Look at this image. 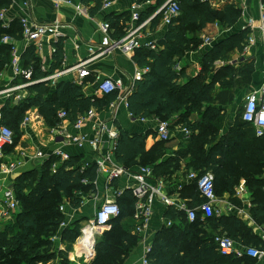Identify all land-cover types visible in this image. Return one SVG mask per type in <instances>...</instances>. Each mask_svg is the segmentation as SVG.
I'll return each instance as SVG.
<instances>
[{"label":"trees","instance_id":"16d2710c","mask_svg":"<svg viewBox=\"0 0 264 264\" xmlns=\"http://www.w3.org/2000/svg\"><path fill=\"white\" fill-rule=\"evenodd\" d=\"M96 1L98 9L101 3L100 0ZM154 1L155 4L141 12V20L151 16L167 0ZM180 4L179 16L168 26L166 36L158 43L162 47L158 50L140 48L134 54L138 66L149 67V71L136 81L134 90L128 95V110L134 118L155 116L163 120L180 113L181 118L177 123H183L194 132L198 130V133L168 154L169 148L161 140L147 149L146 140L153 134L151 130L133 134L121 129L114 149L115 157L120 164L133 170L138 166H152L156 178L170 177L180 161L189 157L188 169L192 167L201 173L208 170L214 172L217 195L232 193L241 177L260 190L264 188V180L259 177L264 172V135L256 136L253 125L243 120L242 111L229 131L221 134L225 105L233 103V96L229 92L236 84L250 81L248 77L253 72V64L244 69L227 65L212 73L216 60L227 59L234 50L244 49L243 43L250 30L245 29L218 43L205 55L202 70L195 76H187V83H179L180 78L185 76L184 66L179 60L199 47L202 42L198 37L200 31L215 22L232 27L240 20L243 11L235 5L234 0H228L220 8L203 0H180ZM9 6V0H0L1 8ZM123 19V15L107 17L108 23L119 33ZM159 21L158 15L152 24L156 25ZM5 34L22 40L20 21L15 20L7 28L0 21V84L1 73L12 57V46L1 42ZM58 43L54 63L48 70H43L35 47L29 46L22 54V65L25 68L33 67L32 80H42L60 67L63 51ZM177 64L181 65L179 71L175 69ZM238 74L243 75L235 82ZM217 82H220V89L216 93ZM28 92L27 97L18 103L12 98L6 99L1 109L0 124L13 130L15 146L24 134L20 126L26 112L34 106L39 108L49 127H57L61 122L58 115L61 110H65L68 118L74 122L91 108L102 111L118 98L117 92L102 97L88 96L84 94L81 84L64 80L55 86H51L49 80L39 81L30 85ZM193 113L199 115V121L189 120ZM14 145L7 151L12 152ZM53 160L43 164L41 174L25 171L14 179V190L21 210L0 230V264H38L55 258L51 237L58 232L66 218L61 210L64 197L72 208H79L82 204L79 193L96 190V163L82 168L77 158L72 156L59 163L53 171ZM259 192H255L259 205L257 210L263 214L264 221V195ZM180 195L193 200L195 204L201 201L195 182L182 187ZM118 201L121 213L111 220L112 228L97 240L96 258L90 264H125L139 243L140 236L133 232L136 225L132 218L136 198L128 190ZM166 217L173 220V225L163 226L157 232L149 255L152 264H255V259L227 257L217 251L214 236L226 231L238 242L258 246V237L251 234L238 218L212 215L202 219L199 215L194 222H189L185 213L174 207H168ZM219 228L223 231H218ZM79 235L80 223L75 222L63 231L62 238L74 243ZM64 259L63 264H68L66 257Z\"/></svg>","mask_w":264,"mask_h":264},{"label":"crops","instance_id":"0c3cea01","mask_svg":"<svg viewBox=\"0 0 264 264\" xmlns=\"http://www.w3.org/2000/svg\"><path fill=\"white\" fill-rule=\"evenodd\" d=\"M9 1L10 6L4 9L6 10V18L8 19L10 24L15 20L19 21L21 17L26 16L43 23H53L55 22V20H57L63 26L61 28V39L58 43L63 51V60L60 64V67L55 72L67 67H71L79 61L86 60L90 56H92L90 53V48L93 47V49L95 50V47H98L101 44L103 38L101 24L104 22H109L107 21V17H109L110 15H123L125 17V19L121 20L120 22V26L122 27L120 33L110 25L111 38L119 39L125 36L128 25L133 23L132 5L134 3L139 2L140 4H142L140 12L147 9L148 6L156 3L154 0H117L109 8H104L101 4L100 8L97 9L96 0H88L87 2H85V0H70V2L62 0L59 5L56 4L55 0ZM236 1L238 0H234V2ZM243 1L244 8L242 7V11L244 12L242 14V17L238 21L239 28L237 30L231 33L228 32V30H224V32L220 31L218 30V23L215 22L209 24L206 28L200 31L199 37L202 43L197 49L187 52L186 55L181 60H179L181 61L180 64L184 66L185 73V76L180 78L179 83L185 84L189 81V77L187 76L191 77L198 74L203 68L205 55L210 52L218 43L224 41L234 34H238L241 31L245 30L243 29V26L248 25L250 18H253L255 20V25L259 24V5L261 1L256 0L255 4L251 3V5H247L245 0ZM227 2L228 0H225L221 6H225ZM213 7L220 8L218 6ZM80 8L87 9L88 14L80 12ZM211 29L217 31L218 34L221 33V35H219L218 38H216L215 36L211 37ZM247 29L250 30V35L252 29ZM167 30L168 26L164 24L160 18V21L156 23V25L151 24L140 34L139 40L142 42V47L140 48H149L146 45V43L148 42H155L158 44L159 41L166 36ZM203 36L211 37L210 42L212 43H207ZM255 36L257 39L256 44L250 47H246L247 37L243 43L244 49L242 51L236 49L231 53V56L229 58L218 59L214 62L213 65L214 72L212 73L215 74L217 70H219L220 68H224L227 65H231L234 68L244 69L245 66L248 68L249 64H253V72L248 77L250 81L248 83H243L242 85L236 84L235 87L230 90L231 92H229V94H232L233 96V102L239 101V103H242V105H244L245 103V95L250 91L258 90L259 88H261L264 81V39L259 30L255 31ZM16 40L17 42H19L18 47L23 54L26 50L25 48H28L29 46L26 47L24 42H21V40L18 39ZM158 45L159 48L162 47L160 44ZM35 51L43 70H48L54 63V52L52 51V48L48 44H44L43 50H36L35 47ZM136 51L133 53H126L123 50L116 49L108 55L97 57L95 60L91 61L88 64L92 72L89 77L81 80L78 78V75L75 72L71 71L61 77H58L57 80H49L50 85L55 86L57 82H60L62 80L66 82L73 81L78 84H80L81 82L84 94L88 96L102 97L103 94L97 92L96 90L98 81L103 78L122 80L125 86H130L133 83L136 84L137 74L142 69L138 66L133 58ZM242 75L238 74L235 77L234 81L236 82V79L241 77ZM20 82H22V79L15 76L14 70L9 63L1 73L0 90L18 84ZM219 89L220 82H217L215 92L217 93ZM26 91H28V88L26 90H21L20 92H15V95L18 93L19 95H22V93H24L25 95ZM1 98L2 96L0 97V100ZM115 101H117V103L114 108L108 105L102 111L97 110L96 117L88 120L81 129V132L89 136V138H94L97 136L99 123L105 122L108 123L109 127H112L118 132L121 129H124L125 131L136 134L145 133L151 130L153 134L149 135L146 140L147 149L151 148L157 141H159L156 135V125L154 121V119L156 118L155 116L147 117L145 121L140 120V118H132L130 116L128 107L125 106L124 103L119 101L118 98ZM27 114L32 117V122L24 133V143L23 145L19 144V146H16L17 148L13 150V154L17 155V152L21 148L24 149L26 152V157L23 160L24 164L22 169L20 170V172L14 175V178H16L22 172L31 170L41 174L43 164H45V162L47 161H50L52 158L54 159L51 165V169L53 171H55L59 163L69 160L72 156H75L77 158V161L79 165H82V168L89 167L90 164L96 163V160L101 155H103L104 157L109 156L110 164H120L117 161L114 153V149L116 147L118 139H110L106 134H104L101 137L102 141L100 142L98 149L93 148L89 143H86L82 147L75 144H68L61 136L57 134V132H55V130H57V128L60 127L59 125L62 124L61 127L63 126V128H66V130L70 134H75L76 131L70 118L61 121L57 127H49L44 117L40 114L39 108L37 106L30 108L26 112L25 116H27ZM236 117L234 119L231 118V114L229 113V105H225V124L224 127H222L221 134H225L229 131V129L234 125ZM180 118V113H175L171 119H168V121L177 123ZM189 120L197 122L200 120V117L197 113H193L190 115ZM194 133L197 134L198 130H196ZM186 142L187 140H182V136L176 133L170 141L166 142V146H168L169 148L168 154L179 149L182 146L181 144ZM30 149L32 152H30ZM59 150L64 152V155L68 156L65 158V160L63 158L64 155L57 154ZM27 151H29V154L27 153ZM39 152H42L44 156H38L37 153ZM188 161L189 157L181 160L179 163V167L170 177L156 178L155 176L157 180H163L165 189L172 196H177L178 194H180L182 187L190 184L187 178V174L193 168H187ZM101 177L103 176L98 174V177L96 179L97 184L95 183V191H91L89 193H79L82 196V204L79 208H72L69 204L68 199L64 197L63 204L67 207L65 213L66 218L64 220L66 221L67 226L65 228H59L57 233L58 235H60L59 242L61 243L62 249H65V247L68 248L67 253L64 255L68 264H90L96 258V250L92 253H87L83 247H80L78 245L77 239L74 243H70L69 241H66L62 238V233L69 225L75 222L80 223L81 232V228L90 223V221L93 219L95 207L98 202V197L100 200V195H102L104 188L103 180L101 186L99 183ZM259 177L260 179L264 180V172ZM132 182V178L125 176L117 180L114 183V186L118 188H126L127 185L131 184ZM2 183L3 180H0V186L2 185ZM255 192H259L264 195V188L256 190L254 186L249 185L248 180L245 177H241L235 185L232 193L225 192V194H223L222 196L218 195V200L216 202V209L218 210L217 217L234 216L238 218L243 222L245 228H247V230L250 231L251 234L258 237V245H264L263 214L261 215V213L257 210L259 208V205L255 198ZM168 207L169 206H165L160 201H157L155 203L154 214L150 219L145 232L147 234V241L150 242L151 245H153V241L156 237L157 232L163 226L169 227L166 224V221L168 219L166 217ZM132 218L133 224L135 221V225H137L133 215ZM135 227L136 226H134L133 228V232L137 233L135 232ZM111 228L112 225H108L98 230V233L93 238V242L95 243V245L97 240L100 239L103 234L106 231H109ZM207 229L211 230V228L209 227H207ZM219 230H222V228H219L218 231ZM137 234H139L140 236L139 243L128 256L125 264H144V256L146 250V245L143 240L144 234ZM41 263L53 264L44 262ZM255 264H264V257L256 260Z\"/></svg>","mask_w":264,"mask_h":264},{"label":"built area","instance_id":"2783aa9c","mask_svg":"<svg viewBox=\"0 0 264 264\" xmlns=\"http://www.w3.org/2000/svg\"><path fill=\"white\" fill-rule=\"evenodd\" d=\"M56 4L62 0H55ZM70 2V0H66ZM104 8L111 7L117 0H100ZM209 1L213 6H218L219 0H203ZM259 5V24L255 25V20L250 18L248 25H244L243 29L251 28V33L246 41V47H250L256 44L255 31L259 30L264 39V2L260 0ZM224 2V1H223ZM222 2V3H223ZM141 8L142 4L136 2L132 5V21L133 23L128 25L126 34L122 38L112 39L110 35V24L104 22L101 24V30L103 32L102 42L98 47L90 48V56L86 60L79 61L71 67L64 68L55 72L54 74L42 79L32 80L33 67L25 68L22 65V53L18 47L17 40L9 35L5 34L2 36L1 42L10 44L11 48V61L10 65L14 70L15 76L22 79V82L9 86L0 90V96L13 98L15 92L26 90L30 85L35 84L39 81L46 80H57L58 77L65 75L68 72H75L78 78L83 80L89 77L92 72L89 68V63L95 60L97 57H102L112 53L116 49L123 50L126 53L135 52L137 49L142 47V42L139 40L140 34L148 28L153 19L159 15L161 21L169 26L174 19H176L181 12L180 0H167L160 8H158L151 16L145 20H141ZM80 12L88 14L87 9L80 8ZM0 21L4 28L9 27L10 23L6 18V10L0 7ZM20 24L22 26V40L26 47L35 46L36 50H43L44 44H48L52 51L57 50L56 44L61 39V23L57 20L53 23H43L33 20L31 17H21ZM207 43L210 42L211 37L203 36ZM146 45L150 49L158 50L159 45L155 42H148ZM27 49V48H25ZM45 69V67H44ZM176 70H181V65L177 64ZM149 71V67L142 68L137 74V79H141L145 73ZM264 79V72H263ZM81 84V82H80ZM135 84L125 86L122 80L113 78H103L98 81L97 92L105 95L113 92L118 93V100L128 107V95L133 91ZM117 101H113L109 104L110 107L114 108ZM1 106V105H0ZM1 111V108H0ZM1 114V112H0ZM59 118L61 121L68 119V113L65 110L59 112ZM96 108H91L85 114L79 115L78 118L73 122L76 133L70 134L66 128L61 127L60 124L55 130L59 136H61L68 144H75L77 146H84L86 143L92 145L93 148L98 149L101 137L106 134L108 138L117 140L119 132L112 127H109L108 123L100 122L98 126L97 136L89 138L86 134L81 132V129L88 120L96 117ZM130 116L132 114L130 113ZM242 118L244 121L249 122L253 125L256 136L264 135V81L261 88L253 90L245 95V103L242 110ZM147 117H141L140 120L145 121ZM156 135L159 140L168 142L176 133L182 136V140H189L194 131L183 123H174L168 120L155 118ZM32 122V117L27 114L21 123V130L25 133L28 126ZM14 145V132L13 130L3 124H0V180H3L0 186V230L13 217L20 212L21 203L14 190V175L20 172L23 167V160L26 157L24 149H20L16 154L8 152L7 148ZM38 156H44L42 152L37 153ZM57 154L64 155V152L58 151ZM68 157L64 155L65 158ZM109 156L104 157L101 155L96 160L97 172L103 176V193L98 197V202L95 207L93 219L87 225L81 228L80 235L77 238V243L80 247H83L87 253L95 251V243L93 238L98 233L100 228L111 225V220L118 217L121 213V206L119 204V197L123 196L127 190H130L133 196L136 198L134 207V220H136L135 232L143 233V240L145 242V256L144 264H152L149 260V255L152 252V245L147 241L146 228L149 224L150 219L154 214V207L157 201L162 202L165 206L174 207L177 210L185 213L189 222H194L199 215L202 219L216 215L218 210L216 209V202L218 195L215 190V174L212 170L203 171L202 173L196 170H190L187 174L189 183L195 182L199 197L201 201L194 203L193 200L183 198L180 194L172 196L165 189L163 180H157L155 178L154 170L152 166H139L133 170L123 166L122 164H110ZM133 179V182L127 185L126 188H118L114 186V183L125 177ZM15 179V178H14ZM86 182V180H84ZM97 184V181H95ZM66 205H61V210L66 213ZM68 214V213H67ZM167 226H172L173 221L167 219ZM67 223L65 220L60 225V228H65ZM60 235L55 234L51 237V241L56 243ZM214 242L217 246V251L227 257L233 258H245L249 257L255 260H259L264 257V245H251L230 237L226 232H218L214 236ZM38 264H42L41 262Z\"/></svg>","mask_w":264,"mask_h":264},{"label":"rangeland","instance_id":"374dc122","mask_svg":"<svg viewBox=\"0 0 264 264\" xmlns=\"http://www.w3.org/2000/svg\"><path fill=\"white\" fill-rule=\"evenodd\" d=\"M223 1H225V0H219V3L216 2L215 4L216 5L219 4L218 7H220L223 4L222 3ZM255 2H256V0H253L252 3L255 4ZM235 5L238 8H241L242 9V7L244 8V1L243 0H238V1L235 2ZM221 7H223V6H221ZM215 8H217V7H215ZM243 12H242V14H243ZM238 26H239L238 25V22L234 26H232V27L222 26V25H220L218 23V27H219L218 30L223 31V32H224V30H228V32L231 33V32H234L235 30H237L239 28ZM217 34H218L217 31L212 30V32L210 33V36L211 37L215 36L216 38H218L219 35H221V33H219L218 35ZM226 35H228V34H226ZM198 37H199V35H198ZM199 39H200V37H199ZM28 94H29L28 91L25 92V95H24V93H22V95H19V93H18L16 95H14L12 99H13V101L15 103H18L19 101H21L24 98H26ZM5 100H6V98L2 96V98L0 100V105H1L0 108L1 109L4 106ZM232 104L233 105H229V113L231 114V118L234 119L237 116V114L239 112L241 113V111L243 110V105H242V103L240 104L239 101H237V102L234 101ZM224 124H225V122H223V127H224ZM24 136H25V134H22V136L18 139V142H17V145L16 146H19V144L23 145V143H24L23 142ZM25 143H26V141H25ZM16 146L14 145V149L13 150H15V148H17ZM12 152H14V151H12ZM30 152H32L31 149H30ZM27 153L29 154V151H27ZM102 180H103V177L100 178V181H99L100 186H101ZM52 250L56 253V257L53 258L52 260H49L48 262H44V263L63 264L64 262H63L62 259L65 258L64 255L67 253L68 248L65 247V249H62L61 243L58 240L56 243H54V245L52 247Z\"/></svg>","mask_w":264,"mask_h":264},{"label":"water","instance_id":"95a60500","mask_svg":"<svg viewBox=\"0 0 264 264\" xmlns=\"http://www.w3.org/2000/svg\"><path fill=\"white\" fill-rule=\"evenodd\" d=\"M252 1L253 0H245V2H246L247 5H251Z\"/></svg>","mask_w":264,"mask_h":264}]
</instances>
